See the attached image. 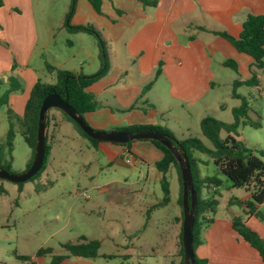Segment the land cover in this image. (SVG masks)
<instances>
[{
	"label": "crops",
	"instance_id": "1",
	"mask_svg": "<svg viewBox=\"0 0 264 264\" xmlns=\"http://www.w3.org/2000/svg\"><path fill=\"white\" fill-rule=\"evenodd\" d=\"M0 4V93L8 87V76H15L22 83L19 90L9 93L8 104L0 106V121L3 118L7 121V127L0 134L5 138L8 116L5 117L4 113L7 107L22 117L33 85L38 80L45 83L37 75L42 67L34 65L36 58L43 62L46 72L45 64H49L89 75L94 72L91 70L99 50L97 55V51H89L84 44L77 45L76 41L81 37L75 36L67 44L77 46V49L66 60L54 56L52 62L48 63L44 54L55 34L51 26L40 40L33 0H0ZM101 7L103 10L101 8L98 13L89 0H80L71 18L72 24L82 25L92 20L102 31L109 50L107 73L88 87L98 105L95 110L83 114L90 126L112 130L134 125H159L160 116L171 108L170 105L177 104L183 106L189 115L195 114L199 129L200 120L209 111L218 120H221V115L228 116L226 111L232 115V108L238 106L240 100L231 95L232 88L224 95L221 92L224 86L222 74L228 67L223 62L226 59L236 62L237 68L233 70L238 76L232 79V85L234 80H244L250 76L252 58L237 51L226 38L213 31H225L237 37L241 23L248 14L264 13V0H157L154 6H143L138 0H101ZM72 33L79 35L82 32ZM92 44L95 49V42ZM99 66L98 59L97 70ZM48 73L55 80L54 73ZM149 83L150 86L145 89ZM160 83L166 88L169 100L176 103L165 107L157 104L155 98L159 100V96L155 88ZM242 86L246 85L238 86L235 92L257 104L256 109L249 111V117L253 120L257 117L264 119V72L260 75L259 88L251 87L253 90L247 91V96L237 91ZM226 99H235L238 103L228 104ZM51 109L47 112L46 120L47 162L53 159L54 146L63 139L72 142L85 139L60 111L51 112ZM62 126L64 131L61 133ZM89 145L107 159L108 166L123 165L130 169L134 165H145L146 181L155 180L160 184L162 174L154 162L161 159L162 153L150 141L137 140L130 150L126 146L110 143L94 145L89 142ZM152 169L154 171L150 177ZM168 171L175 172L178 179L173 166L167 169L165 176ZM107 186L108 182H103L95 187L100 192H107ZM247 197L246 192L239 199ZM240 209L241 213L226 212L223 217H215V210L213 221L202 226L201 243L195 248V254L206 260L204 264H264L257 250L240 239L232 229V217L241 216L249 226L258 230L253 225L257 218ZM180 216L181 210L174 217L179 225L178 238L182 224ZM260 232L259 235L264 238V229ZM68 260L61 264H66Z\"/></svg>",
	"mask_w": 264,
	"mask_h": 264
},
{
	"label": "rangeland",
	"instance_id": "2",
	"mask_svg": "<svg viewBox=\"0 0 264 264\" xmlns=\"http://www.w3.org/2000/svg\"><path fill=\"white\" fill-rule=\"evenodd\" d=\"M79 2L80 0H75L72 15L76 12ZM71 4L72 0H33L40 40H43L51 26L55 34L47 53L44 54V59L48 63L52 62L54 56L59 60H66L69 54L77 49V46L70 47L67 44V41L75 39V36L81 37V40L76 41L77 45L84 44L89 51H97L98 55L97 41L93 35L83 32L75 35L65 28V15L71 9ZM99 7L101 10V0ZM87 21L83 25L88 23L96 27L92 20ZM98 59L99 56L94 61L92 73L97 71ZM33 63L37 67L39 65L42 67L40 68L42 70L37 72L42 81L47 84L55 83L51 75L43 69L41 60L36 58ZM237 76L232 68L225 69L222 74L223 95L231 90L230 83ZM19 81L21 83L20 79ZM155 90L159 96V100L155 98L157 104L165 107L170 103H176L169 100L163 84H157ZM250 90L253 89L247 86L237 89L245 96ZM226 101L228 104L238 103L235 99ZM249 103L252 110L256 109L257 104L252 101ZM170 107L160 116L159 125L155 126L171 131L179 139L198 136L204 144L211 146L209 140L199 135L200 129L194 113L189 115L180 104ZM51 112L57 110L51 109ZM208 115L216 118L210 111ZM226 115L228 116L221 115L219 119L231 122L232 115L227 111ZM4 116H10L14 131L10 170L11 173H20L24 171L25 163L30 158L31 148L21 133V116L14 112L7 113L6 110ZM255 120L259 121L262 127L241 126L237 130L238 137H241L250 148H264V119L257 117ZM6 127L7 121L3 118L0 121V134ZM60 128L62 133L64 126ZM224 135L221 133L220 137ZM3 139L0 135V142ZM52 154L53 159L50 162L45 161L42 171L32 180L18 185L0 179V264H50L49 256L34 257L37 249L48 247L52 248L54 253H61L63 242L74 241L81 236L100 242L99 256L70 257L66 264L179 263L180 258L177 255L179 225L174 220L175 215L180 213L177 204L179 180L175 172L168 171L166 174L169 183L168 202L151 209V206L161 200L162 191L158 181H146L145 165H134L130 169L123 165L108 166L107 159L92 149L86 138L75 142L65 138L54 146ZM194 157L201 161L194 170L197 180H202L206 176H217L222 179L217 192L206 186H203L201 191L203 198L214 197L218 200L215 217H223L226 212L241 213V209L235 204H229V200L244 197L245 189L229 187V182L217 172L214 164L205 155L194 152ZM262 160L264 161V157ZM88 162L90 163L84 167L83 164ZM153 171L154 169L150 172V177ZM103 182H108L107 192H100L95 187ZM82 192H86L88 197L81 196ZM258 209L264 216V203L258 205ZM255 220L253 225L257 227L255 228L258 229L257 232L261 233L264 222ZM102 254H113L115 257L106 258ZM16 255H28L31 258L22 261L16 258Z\"/></svg>",
	"mask_w": 264,
	"mask_h": 264
},
{
	"label": "trees",
	"instance_id": "3",
	"mask_svg": "<svg viewBox=\"0 0 264 264\" xmlns=\"http://www.w3.org/2000/svg\"><path fill=\"white\" fill-rule=\"evenodd\" d=\"M97 12H100V0H89ZM143 6H154L157 0H138ZM75 0H72L71 9L65 15L64 26L69 32H86L96 38L99 50V69L92 74L85 75L81 72H74L67 69H60L49 64H45L48 72L54 73L55 83L47 84L38 80L30 90L29 98L25 104L24 112L20 118L22 125V136L27 145L31 148V156L28 160L26 168L32 162L35 139L36 125L38 118V108L43 97L50 93H57L60 97L67 101L80 115L93 111L97 108V103L93 94L88 91V87L104 76L109 68V50L107 41L101 31L90 24H72L70 22L71 15L74 11ZM226 38L237 51L245 53L252 58L250 76L244 80H234L232 83V96L240 100L238 106L232 108L233 119L231 122H223L213 116H205L200 120V134L210 142V147L203 143L198 136H189L179 139L171 131L155 125H140L117 127L116 130H124L128 132L136 131H157L170 138L177 145H180L185 151L192 174V182L196 194V205L194 209V224H193V251L194 263L204 264L205 259H200L195 254V248L201 243L200 231L204 224L213 221L218 200L214 197L203 198L201 191L202 187L213 188L217 192L218 187L222 184V179L217 176H206L202 180H197L195 177V168L200 162V159L194 157V152L201 153L211 160L216 167L217 172L225 177L229 182V187H243L248 193L245 199L233 198L229 200V204H235L243 209V212L249 216H253L264 222V216L260 213L258 205L264 203V148H250L241 139L238 138V128L249 125L253 128H260L261 123L249 117L251 111L249 101L246 97L235 92L238 86L246 85L249 87L259 88L260 75L264 72V13L248 14L241 23V30L237 37L229 35L225 31H213ZM223 64L236 70V62L232 59H226ZM156 73H159L157 69ZM2 83V80L0 81ZM8 87L0 93V106L8 104L9 93L19 90L21 87L20 81L15 76H8ZM150 86V83L145 86V89ZM62 115L69 121L75 130L83 137L89 140L94 145L108 144L88 137L79 126L60 109ZM12 111L7 107V113ZM259 116V113L256 112ZM47 125V121H46ZM224 133V137L220 134ZM13 124L8 116V129L4 140L0 142V168L7 172L10 170L11 151L13 148ZM137 140L129 141L125 144H116L126 146L129 150ZM150 141L161 153L162 157L154 162L156 169L161 172L160 187L162 191L161 200L151 209L157 206L165 205L169 200V185L165 173L170 166H173L178 174L179 194L177 204L181 210L180 220H182V185L178 164L172 153L160 142L155 140ZM113 144V143H110ZM49 146L45 136V154L43 164L39 171L29 180L38 175L47 158ZM21 185V183H18ZM210 215V216H209ZM231 225L236 235L247 242L251 247L257 250L259 256L264 262V238L259 233L249 226L241 216H233ZM62 252L54 253L52 248H39L34 253V257H50V264H61L65 259L74 258H94L99 256L98 249L100 242L96 239H89L86 236H81L77 240H67L61 244ZM177 255L180 260L178 264H183V248L181 243V230L179 232V241L177 247ZM103 257L113 258V254H102ZM16 258L27 261L31 257L28 255H16Z\"/></svg>",
	"mask_w": 264,
	"mask_h": 264
},
{
	"label": "water",
	"instance_id": "4",
	"mask_svg": "<svg viewBox=\"0 0 264 264\" xmlns=\"http://www.w3.org/2000/svg\"><path fill=\"white\" fill-rule=\"evenodd\" d=\"M51 108L60 109L70 117L79 128L91 139L113 143L125 144L132 140H155L164 145L174 156L180 171L182 185V224L181 243L183 248V264L194 263L193 251V224L194 209L196 205V194L192 182L190 163L184 150L166 135L157 131H136L128 132L124 130H98L91 127L82 115L62 99L57 93H50L43 97L38 108V118L36 125V139L32 162L28 168L20 173H11L0 168V179L12 183H22L34 176L43 164L45 154V135L47 112Z\"/></svg>",
	"mask_w": 264,
	"mask_h": 264
},
{
	"label": "built area",
	"instance_id": "5",
	"mask_svg": "<svg viewBox=\"0 0 264 264\" xmlns=\"http://www.w3.org/2000/svg\"><path fill=\"white\" fill-rule=\"evenodd\" d=\"M81 196H83V197H88V195L86 194V192H82V193H81Z\"/></svg>",
	"mask_w": 264,
	"mask_h": 264
}]
</instances>
